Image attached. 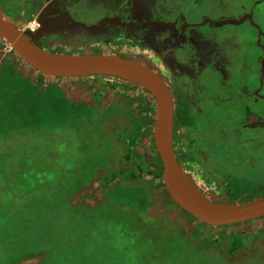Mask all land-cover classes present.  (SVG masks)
<instances>
[{"label": "rangeland", "instance_id": "1", "mask_svg": "<svg viewBox=\"0 0 264 264\" xmlns=\"http://www.w3.org/2000/svg\"><path fill=\"white\" fill-rule=\"evenodd\" d=\"M89 1L96 6L86 11V15L76 12V4L70 3L64 13L83 23L112 15L128 18L129 0ZM235 1L247 3V0ZM153 4L150 18H157L160 23L175 20L174 26L144 27L148 32L169 33L170 43L161 41L154 45L153 38L151 41L145 40L146 37L136 38L139 29L144 31L141 26L130 27V37L150 47L168 50L171 46L170 51L158 54L148 47H130L120 52L161 75L173 94L176 173L199 196L217 203H244L263 196L264 71L261 95L257 99L253 76L246 74L256 65V59L243 58L258 51L253 47L255 31L248 20L239 25L223 22L242 16V8L231 0H154ZM59 5L58 0L53 3L52 14ZM255 21L264 32V0L255 9ZM101 29L109 31L110 26L103 25ZM234 32L237 34L233 35ZM31 40L35 46L40 45L36 37ZM261 41L264 43V38ZM109 46L93 45L98 48L94 51ZM201 52L203 56L197 58ZM209 54L214 59L212 66L218 64L226 74L222 76L214 67L203 65ZM4 62H11L23 72V66H27L0 38V65ZM81 76L78 78H93L105 86L98 99L107 100L106 104L111 100L121 105L126 102L129 112L135 115L120 116L122 112L117 106L98 104L77 109L82 122L73 117L64 120L62 138L58 134L50 141V147L61 150L59 157L65 160L66 167L82 171L93 167L94 174L77 190L79 199L70 202L62 193L52 197L50 201L57 205L48 204V219L32 218L30 223V218L19 211L23 217L19 222L20 215L13 206L1 214L0 225L6 226L0 227L3 257L0 264H11L4 260L9 256H18L19 261L13 264H264V226L249 229L243 223L222 229L211 227L181 208L170 196L162 180L163 166L153 141L157 106L149 88L132 76L102 73ZM38 78L43 83L47 80L40 73ZM196 79L208 83L201 88L202 84H198L197 94L191 85ZM59 81L52 79V83L47 81L41 86ZM223 82L230 87L227 92L217 93ZM11 97L6 92L0 93V112L1 105L6 99L11 101ZM190 128L197 130L192 141L187 140ZM222 134L225 140H218ZM228 147L231 150L224 153ZM203 150L209 156L216 155L203 157ZM69 179L63 181L68 183ZM52 186L59 188L56 182ZM256 220L264 222V215Z\"/></svg>", "mask_w": 264, "mask_h": 264}, {"label": "crops", "instance_id": "2", "mask_svg": "<svg viewBox=\"0 0 264 264\" xmlns=\"http://www.w3.org/2000/svg\"><path fill=\"white\" fill-rule=\"evenodd\" d=\"M55 1L56 0H0V3L4 15L21 31H24L23 29L24 23L30 14H33L31 16L38 15L41 18H43L42 20L43 27L39 31V34L36 36V38L40 42L38 48L51 52H64V53H73V54H77V53L87 54L88 52H90V54L91 53L99 54L96 52H100V53L105 52V54L112 53L120 57L132 58L128 55H122L121 54L122 52H120V50L126 51L130 47H136L141 49L148 47L152 50L154 49L157 50L159 54V51L160 52L162 51L160 50L159 47H154V46L150 47V45H148L144 41L143 42L139 41V39L136 38L146 37L145 40L150 39L151 41L152 38L155 36V34L159 33L160 30L156 32L154 31L148 32L146 27L144 26L148 25V29L150 28L149 25H156V28H158V25L169 28L168 26H172V21L173 23L175 22V20H172L169 23L167 21L160 23V20H157V18L154 17L150 18L148 14L150 13L151 9L154 7L153 4L154 0H129L130 9L127 15L128 18L120 17V15L119 16L112 15L110 17L103 18L100 21L89 22V23H83L85 21H76L75 18L69 16L68 14L66 15L64 13L65 12L64 8L69 3L76 4L75 7L76 12L86 15V11H89L93 6H96L94 3L90 2L89 0L87 1L68 0L67 3H63L64 2L63 0H58L60 2V5L59 7L55 8L54 13L52 14L51 13L52 6ZM172 1L177 2L178 0H172ZM231 1L232 3L239 4L240 8H242L240 12L242 16L233 19H225L223 20V22L230 23L231 25L232 24L239 25L241 22L248 20L249 22L248 25L251 26L255 31L256 43L253 44V47L257 48L258 51L251 56L244 55L243 58H247L251 60L256 59L255 62L256 65L254 64L255 66L253 65L248 72L246 71L247 72L246 74H248V76L249 75L253 76L252 83L253 84L255 83L253 85V91H255L257 94V95L254 94V96L260 99L261 94L259 93V91L261 92L260 90L262 85L261 77L264 71V43L261 40L262 38H264V32L261 29V27L255 23L256 22L255 9L262 0H247L246 5L245 3L236 2L235 0H231ZM167 6L170 5L167 3ZM167 9L169 10L171 8H165V10ZM107 24L110 26L109 31H103L101 27ZM132 26L144 27V31L142 29L138 30L137 32L138 35L135 36L136 37L135 39L133 37H130L131 35L130 27ZM234 34H237V32H234L233 35ZM96 44H100L105 47H108V44H110V46L108 49H103L101 51H94L98 49L93 47V45ZM16 62L21 65L19 61ZM4 63L5 64L0 65V91L11 94L12 96L10 98L11 101H9V103H7L6 105V110L11 109L12 114H14V119H18L17 120L18 130L14 132L15 138L17 140H22V138L24 139L27 138L29 134V138L31 139L30 146L32 145L34 146L35 140L37 139L38 136H40L39 135L40 133H36V132L40 131L41 128H38L37 125L34 123L40 122L42 118H45L46 123L49 122V124L51 125L55 124L56 122H59L61 124L60 126L61 129L59 133L61 137L62 128L65 127L64 120L65 119H67L66 121L69 120L68 113L72 114L73 111L77 113V109L80 108L81 106L91 108L98 104L100 105L105 104L108 107L117 106L118 109L122 112L120 116L130 115V114L133 116L135 115L132 114V112H129V109L125 106L126 102H124L125 103L124 105L123 104L121 105L120 104L121 102H118L116 104V102L110 99L111 102L106 104L108 102L107 100L98 99L101 96L100 92H102V89L105 86L103 84H100L97 80H94L93 78L84 79V78H78L79 76L63 77V76L47 75L35 69L34 67L30 66L29 64H26L27 66H23L25 69V72H23L20 68L19 69L16 68L11 62H4ZM245 66H243L242 69H244ZM39 73L45 75V77L47 78V80H45V83L47 81L49 83H52L51 82L52 79H58L60 81L56 82L51 86L42 87L41 85L45 83H43L44 80L40 82V79L42 80V78H38ZM63 80L65 81L63 82ZM242 81L244 82L245 80L243 79ZM19 84H21L20 87ZM226 85L228 84H224V88L226 90L223 91L217 90V93L227 92V89L230 86L228 85L229 86L228 87ZM88 87H92V89L88 90ZM247 87L248 89L250 88L249 85ZM13 89H18V90L14 91ZM232 89H235V87L232 86ZM37 91L41 93H47L51 96L56 95L60 97L62 101H65L66 111L62 113V115L60 116V121H59V115L56 118H52L53 117L52 113L47 114L48 112L46 111L47 110L46 103L39 104L34 99L35 97L33 96V93H36ZM25 116L28 117V120L32 124L26 125ZM78 116L80 117L79 114ZM54 130L56 132L59 131L50 127L47 129L44 128L43 132L45 134H48L49 132L50 133L54 132ZM203 136L205 135H202L201 137ZM187 138H189V140L191 139V141L194 139L192 137V134L189 135V133ZM52 140L54 141L55 139L52 138ZM13 143L14 142H12V144ZM199 145L201 144L199 143ZM35 150L36 149L34 148V151ZM31 153L33 154V151ZM63 161L65 160H61L62 163L61 168L66 171V176L70 178V176L67 175V173L70 170L65 169L66 163H63ZM76 170L78 171L80 169H76ZM69 183L70 181L66 183V185H68ZM71 184H72V180H71ZM228 185L230 186L232 184H228ZM78 188L79 189L83 188V184L81 182L80 184H78ZM66 197H68V201L71 202V200L79 199L80 196L78 195V191H77L75 195L72 194ZM88 197H93V196L90 195ZM96 199H101V198L97 197ZM243 223L244 225H247L249 229H252L256 226L257 229H259L261 226H264V222L262 220H256V218L254 220L252 219L244 222L234 223L231 225L239 226ZM225 226L226 225H221V226L211 225V227H216L218 229H222ZM31 252L28 253L27 258H29ZM17 257L9 256L4 260H9V262H12L11 264H13L14 262L19 261V258ZM2 258L3 257L0 253V259Z\"/></svg>", "mask_w": 264, "mask_h": 264}, {"label": "water", "instance_id": "3", "mask_svg": "<svg viewBox=\"0 0 264 264\" xmlns=\"http://www.w3.org/2000/svg\"><path fill=\"white\" fill-rule=\"evenodd\" d=\"M42 29V28H40ZM19 30L3 13L0 3V38L27 64L52 76H81L94 73L135 76L152 92L157 106L153 141L162 162V180L172 199L185 211L213 225H230L264 215V195L244 203H217L202 195L203 205L183 193L175 182L173 143V95L165 80L145 63L116 54H67L46 51L32 43L39 34ZM191 185V184H190Z\"/></svg>", "mask_w": 264, "mask_h": 264}, {"label": "trees", "instance_id": "4", "mask_svg": "<svg viewBox=\"0 0 264 264\" xmlns=\"http://www.w3.org/2000/svg\"><path fill=\"white\" fill-rule=\"evenodd\" d=\"M20 86L21 84H19V87ZM13 90L17 91L18 89ZM1 92L2 91H0V93ZM33 96L39 104H47V114L52 113V118H56L59 115L60 121V116L66 111L65 101H62L60 97L56 95L51 96L47 93L38 91L33 93ZM9 101L8 99L4 101L1 105L2 111L0 112V215L7 213L6 211L9 212L13 206L14 209H17L18 213L19 211L24 213L23 216L25 218H30V223L32 218H42V220L43 218L48 219V214L46 213L48 204L57 205V203L50 201V199L59 196L61 193L65 196L74 194L79 189L78 184H80V182L83 183L91 179L95 168L92 167L91 170L88 171H82V169L77 171V168L71 169L65 167V169L70 170L69 172L71 173L70 183L66 185L63 181L67 178L66 171L61 168L62 163L59 157L61 150L59 148L54 149L49 145L52 138L55 139V136L60 133L61 124L56 122L51 125L49 122L46 123L45 118H42L40 122L34 123L38 128H41L40 131L36 132L40 133V136L35 140L34 146H30L31 139L29 138V134L27 138H22V140H17L15 138L14 132L18 130V119H14V114H12L11 109L6 110V105ZM68 114L70 119L73 117L76 121H83V119H80L82 116L79 117L74 111L72 114ZM25 122L26 125L32 124L27 116H25ZM50 127L59 131L56 132L54 130L52 133L49 132L45 134L43 129ZM219 137L225 140L223 134L222 136H218V140ZM187 140H189V138ZM12 142L14 143L12 144ZM56 147H58V145ZM34 148L36 149L35 151ZM228 150L231 149L228 147V149L223 150V152L227 153ZM32 151L33 154L31 153ZM215 155L216 154H210V156ZM46 156H50L51 159L46 160ZM206 156L207 158L210 157L207 155V152L203 150V157ZM51 160L53 161L52 163H50ZM214 160L217 162L215 158ZM210 161H212V159H210ZM53 182H56L59 188H54L52 186ZM115 195L113 197H115ZM60 205L64 206V204ZM17 211H15V215H17ZM22 213H19V222L23 220V217H21ZM2 225L6 226V224L2 223L0 225L1 228Z\"/></svg>", "mask_w": 264, "mask_h": 264}, {"label": "flooded vegetation", "instance_id": "5", "mask_svg": "<svg viewBox=\"0 0 264 264\" xmlns=\"http://www.w3.org/2000/svg\"><path fill=\"white\" fill-rule=\"evenodd\" d=\"M31 15H33V14H30L29 15V17H31ZM28 17V18H29ZM36 17L40 20V22H41V28L43 27V23H42V20H43V18H41L40 16H38V15H36ZM27 18V19H28ZM26 19V20H27ZM174 26V23H172V27ZM168 27H171V26H168ZM39 30H41V29H39ZM169 33H167V32H165V31H163V30H160V32L159 33H156L155 34V36L153 37V39H154V41H155V43L153 42V41H151L154 45H157V43L158 42H161V41H163V42H169L167 39V35H168ZM170 43V42H169ZM160 48V47H159ZM170 48H171V46H170ZM170 48L168 49L169 51H170ZM160 50H162L163 52H165V53H167V51L168 50H166L165 48H163V47H161L160 48ZM210 51V50H209ZM211 53V52H210ZM199 56H203V53L201 52L200 53V55H198V57L197 58H199ZM202 58V57H201ZM209 58H211V60H209ZM203 65L206 67V66H210V67H214L215 68V70H219L220 71V74L223 76V74H226L225 73V71H223L222 69H220L219 68V65L218 64H215L214 66H212V64H214V59L212 58V56H210V54L205 58V59H203ZM204 67V68H205ZM187 74V73H186ZM161 76V75H160ZM185 76V75H184ZM162 77V76H161ZM186 77H190V74H188V75H186ZM201 85L200 86V88L203 86V87H205V86H208V83L206 82V81H203L202 79H196V81L194 82V84H191L192 85V88L196 91V94H197V92H198V88L197 87H199V85ZM226 86H228V85H226ZM169 87V86H168ZM184 89H186L184 86H182ZM220 87H221V91H223V90H226L225 88H224V82L222 83V84H220ZM213 93L211 92V96H212V98H213V95H212ZM173 95V94H172ZM186 110V109H185ZM186 112H187V110H186ZM211 112L212 111H210V112H208L207 113V115H210L211 114ZM206 115V114H205ZM207 118V117H206ZM207 120H209L208 118H207ZM219 128H221L220 126H218V129ZM191 131H193V132H191ZM197 130H194V129H191L190 128V133H189V135L191 134V133H193L192 134V136L193 137H196L197 136V132H196ZM195 133V134H194ZM224 136V135H223ZM188 139V138H187ZM219 140H221V139H219ZM196 142V141H195ZM197 144H199V143H197Z\"/></svg>", "mask_w": 264, "mask_h": 264}, {"label": "bare ground", "instance_id": "6", "mask_svg": "<svg viewBox=\"0 0 264 264\" xmlns=\"http://www.w3.org/2000/svg\"><path fill=\"white\" fill-rule=\"evenodd\" d=\"M132 77H135V76H132ZM135 78H137V77H135ZM175 182H176V185L178 186V188L183 193H185L188 197H190L191 199H193L194 201H196L200 205L204 204L201 196H199V193H197L194 190V188L189 183H187L186 180H184V178H182L180 175H176L175 176Z\"/></svg>", "mask_w": 264, "mask_h": 264}, {"label": "built area", "instance_id": "7", "mask_svg": "<svg viewBox=\"0 0 264 264\" xmlns=\"http://www.w3.org/2000/svg\"><path fill=\"white\" fill-rule=\"evenodd\" d=\"M41 28V22L36 16L29 17L23 26L24 31L37 32Z\"/></svg>", "mask_w": 264, "mask_h": 264}]
</instances>
